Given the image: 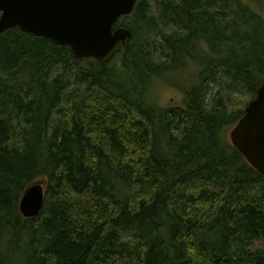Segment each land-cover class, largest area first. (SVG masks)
Here are the masks:
<instances>
[{
  "label": "trees",
  "instance_id": "trees-1",
  "mask_svg": "<svg viewBox=\"0 0 264 264\" xmlns=\"http://www.w3.org/2000/svg\"><path fill=\"white\" fill-rule=\"evenodd\" d=\"M120 27L106 64L0 35V264H264V176L225 138L227 97L264 83V0H139ZM189 69L161 106L154 80Z\"/></svg>",
  "mask_w": 264,
  "mask_h": 264
},
{
  "label": "water",
  "instance_id": "water-1",
  "mask_svg": "<svg viewBox=\"0 0 264 264\" xmlns=\"http://www.w3.org/2000/svg\"><path fill=\"white\" fill-rule=\"evenodd\" d=\"M139 0H0V35L21 32L68 46L79 60L109 63L133 34L116 28L130 16ZM232 145L249 165L264 176V83L230 132ZM45 187L32 185L20 202L25 219L38 217L44 207Z\"/></svg>",
  "mask_w": 264,
  "mask_h": 264
},
{
  "label": "rangeland",
  "instance_id": "rangeland-1",
  "mask_svg": "<svg viewBox=\"0 0 264 264\" xmlns=\"http://www.w3.org/2000/svg\"><path fill=\"white\" fill-rule=\"evenodd\" d=\"M166 32H171L172 29L168 28L165 30ZM190 72L185 73H175L170 77H165V80H154L152 91L158 96V103L161 106L168 105H181L183 100V91H187L191 87L196 84L197 76L194 70L189 69ZM220 81L214 85V92L220 94ZM252 101V98L248 95L242 93H234L231 97H227V104L231 111L242 110L245 111L247 105ZM233 127H230L228 131L225 133V138L230 142V132ZM46 187V181L41 180L38 183ZM34 184V185H36ZM257 249L264 251V242L259 243L256 246Z\"/></svg>",
  "mask_w": 264,
  "mask_h": 264
},
{
  "label": "flooded vegetation",
  "instance_id": "flooded-vegetation-1",
  "mask_svg": "<svg viewBox=\"0 0 264 264\" xmlns=\"http://www.w3.org/2000/svg\"><path fill=\"white\" fill-rule=\"evenodd\" d=\"M254 99H255V98H254ZM254 99H252V101H253ZM248 105H249V104H248ZM248 105H247V106H248ZM246 108H247V107H246ZM245 111H246V109H245ZM244 115H245V113H244ZM242 118H243V117H242ZM242 118H241V119H242ZM241 119H240V120H241ZM240 120H239V121H240ZM238 123H239V122H238ZM238 123H237V124H238ZM237 124H236V125H237ZM236 125H235V126H236ZM235 126H234V127H235ZM234 127H233V128H234ZM233 128H232V129H233ZM230 143H231V142H230Z\"/></svg>",
  "mask_w": 264,
  "mask_h": 264
}]
</instances>
